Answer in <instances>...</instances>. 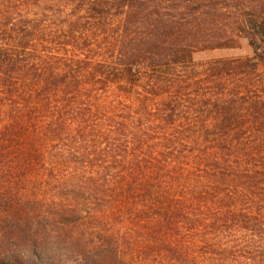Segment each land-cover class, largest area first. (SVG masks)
<instances>
[{
	"label": "trees",
	"instance_id": "16d2710c",
	"mask_svg": "<svg viewBox=\"0 0 264 264\" xmlns=\"http://www.w3.org/2000/svg\"><path fill=\"white\" fill-rule=\"evenodd\" d=\"M149 2L155 0H91L89 13L98 23L112 14L124 15V19L114 28L112 55L98 61L74 58L73 66L81 60L86 64L75 70L65 65L53 69L48 61L42 60V71L35 75L38 69H34L28 34L18 33V37L11 36L7 42H0V264H139V259H134L130 251L128 237L132 230L141 228L147 215L149 224L157 231H161L162 220L170 221L175 217V214L169 217L167 203L160 205L131 198L130 183L144 171L140 154H134L127 163L133 165L130 169L121 166L112 169L93 164L82 166L83 155L65 149L69 142L80 140L83 129L84 133L91 134L103 127L113 134L129 133L133 136L130 138L132 146L138 134L145 131L133 126L135 131L132 132V117L118 114L117 107L95 103L92 94L80 89L81 78L85 76V83L89 84L99 80L103 88L120 82L132 85L141 79L142 71L160 74L162 70H170V66L191 63L195 51L224 46L236 33H248L250 40L257 44L258 36L264 37V0H161L147 10L143 5ZM2 20L5 21V17ZM4 25L1 22L0 33ZM77 34L83 33L68 26L65 37L69 42L64 43L65 48H77ZM241 62V59H216L206 75H224L252 61ZM196 73L193 69V74ZM153 76L147 80L157 93H160L159 86L173 81L163 82ZM192 77L190 73L189 79ZM51 81L56 84L51 86ZM69 83L74 84L73 91H69ZM175 83L174 80L172 84ZM72 93L76 101L66 105L65 97ZM43 94L59 96L60 100L51 107L49 99L41 97ZM82 100L90 101L89 112L84 109ZM218 101L208 100L193 106L201 115L208 111L216 114L220 125L217 126L225 129L233 125L234 106ZM170 103H167L169 108L165 106L167 108L157 114L169 113L168 119L157 117L168 125L173 124V114L180 110V104ZM252 106L254 111L261 112L258 103ZM124 111L127 113L128 109ZM39 114L43 117H38ZM202 119L204 121V116ZM87 123H92L91 127H86ZM176 139L178 137L171 134L163 149L153 153L154 165L146 170L152 171V176L162 172L166 178L175 176L171 173L173 169L166 171L162 165L179 160ZM63 141L67 143H63L62 150L59 144ZM148 194H153L152 188ZM218 204L223 210L228 203L221 200ZM200 205L206 206L203 202ZM177 206L183 210L181 202ZM194 212L193 221L187 212H183V218L198 232L202 226L200 215L205 213ZM228 212L224 211L227 219ZM247 215L244 211L238 212L237 220ZM179 221L173 223L179 225ZM175 240V236L163 235L157 242L158 254L171 264H189L192 258L182 253L180 259V246ZM137 254L138 258L142 257V252ZM170 254L174 258H170ZM197 261L196 264H200L199 259Z\"/></svg>",
	"mask_w": 264,
	"mask_h": 264
},
{
	"label": "rangeland",
	"instance_id": "374dc122",
	"mask_svg": "<svg viewBox=\"0 0 264 264\" xmlns=\"http://www.w3.org/2000/svg\"><path fill=\"white\" fill-rule=\"evenodd\" d=\"M160 1L143 6L147 10L153 9V5ZM86 2H89L87 6ZM90 3L91 0H0V28L1 22L5 24L0 33V42H7L12 39L11 36L18 37V33L28 34L27 40L33 49L34 69H38L35 75L42 71V60L48 61L47 64L53 69L65 65L75 70L77 66L84 67L86 64L81 60L73 66L74 58L98 61L110 57L114 28L123 23L124 15H108L104 22L98 23L89 13ZM161 7L164 6L161 4ZM4 17L5 21L2 20ZM68 26L83 33L77 34L76 49L64 46L69 42L65 37ZM247 35L236 33L226 40L224 46L201 48L193 53L191 63L170 66V70H162L160 74L142 71L141 79L132 85L120 82L103 88L99 80L89 84L85 83V76L81 78L80 89L88 95L92 94L95 103L117 107L118 114L132 117V132L135 131L133 126L136 130L145 131L138 134L132 146L130 138L133 136H129V133L113 134L103 127L91 134L84 133L83 129L84 135L80 140L69 142L65 149L81 153L82 166L93 164L112 169L118 166L130 169L133 165L127 163L134 154H140L144 171L139 172V177L130 183L131 198L160 205L167 203L169 217L175 214L173 220L161 221V231L149 224V215L141 228L132 230L128 237L130 251L134 259H139V264H171L158 254L157 242L165 234L176 237L175 241L180 246L179 257L181 259L182 253L188 254L192 258L189 264L198 263V259L200 264H264V219L261 217L264 216V37L260 38L259 35V42L254 44ZM216 59H241V63L251 59L252 62L244 63L242 68L235 70L237 75L232 69L224 75H206ZM193 69L197 70L196 74H193ZM190 73L193 77L189 79ZM152 75L163 82L175 80L176 83L173 85V81H170L168 85L159 86L157 91L160 93H157L147 80ZM55 84L50 83L51 86ZM68 88L73 91L74 84L69 83ZM44 95L41 97L49 99L51 107L60 100L59 96ZM75 96L73 93L67 95L66 105L74 103ZM216 99H219L218 103L226 102L234 106L231 112L233 125L225 129L218 127L216 114H209L208 111L201 115L199 109L193 106ZM80 102L89 112L90 101ZM169 102L171 105L180 104L179 113L173 114L171 125L157 119L169 118L167 112L157 115L160 109L167 108L165 106L169 108ZM253 103L259 104L261 112L254 111ZM126 109L127 113L124 111ZM38 117L42 118L43 114ZM91 125L87 123L86 127ZM171 134L178 137L175 149L179 160L162 166L166 171L173 169L171 173L175 176L166 178L164 172L152 176V171L146 170L154 165L153 153L163 149ZM118 137L121 138L116 142ZM63 143L67 142L59 144L62 150ZM151 188L153 194L149 195ZM221 200L228 203L223 210L218 204ZM179 202L183 210L177 206ZM201 202L206 206L200 205ZM201 207L206 209H199ZM194 210L205 213L200 215L202 226L198 232L192 230V224L183 218V212L189 213L188 218L195 216ZM224 211L230 212L229 219ZM243 211L248 215L237 220L238 212ZM178 219L180 223L175 225L173 221ZM190 220L193 221V218ZM197 239H204V242H197ZM138 252H142L141 258H138ZM213 256H217L215 262Z\"/></svg>",
	"mask_w": 264,
	"mask_h": 264
}]
</instances>
